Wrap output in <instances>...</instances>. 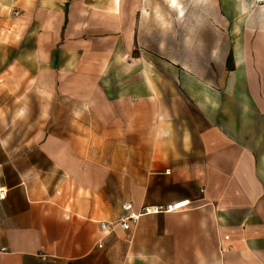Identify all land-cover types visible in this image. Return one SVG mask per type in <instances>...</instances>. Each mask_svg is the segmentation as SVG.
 I'll use <instances>...</instances> for the list:
<instances>
[{"label": "crops", "instance_id": "crops-1", "mask_svg": "<svg viewBox=\"0 0 264 264\" xmlns=\"http://www.w3.org/2000/svg\"><path fill=\"white\" fill-rule=\"evenodd\" d=\"M11 9L31 32L32 88L93 124L20 150L0 135V264H264V4L221 5L229 42L202 61L134 55L145 13L120 2Z\"/></svg>", "mask_w": 264, "mask_h": 264}, {"label": "rangeland", "instance_id": "rangeland-1", "mask_svg": "<svg viewBox=\"0 0 264 264\" xmlns=\"http://www.w3.org/2000/svg\"><path fill=\"white\" fill-rule=\"evenodd\" d=\"M256 1L264 4V0ZM119 2L124 10L140 8L145 13L138 40L141 51L136 41L134 55L145 51L177 61H202L210 48L216 51L223 37L229 42L230 20L219 8L231 0H93V12L113 11ZM22 17L11 9V0H0V135L11 136L19 150L41 136L80 133L93 124V115L75 109L73 101L32 88L28 73L33 48L25 41L31 32L23 30ZM101 34L96 29L93 38ZM97 39L95 48L101 50Z\"/></svg>", "mask_w": 264, "mask_h": 264}, {"label": "built area", "instance_id": "built-area-1", "mask_svg": "<svg viewBox=\"0 0 264 264\" xmlns=\"http://www.w3.org/2000/svg\"><path fill=\"white\" fill-rule=\"evenodd\" d=\"M6 197V193L1 191L0 192V200H4ZM190 202H180L176 204H171L166 207H150V208H144L142 212L139 215H132L130 218L121 220L117 225L121 227L124 231H129L131 227L138 222V220L142 216H155V215H161V214H173L178 213L189 207ZM130 206L126 205L125 210H129ZM102 229L106 230L109 225L108 224H102Z\"/></svg>", "mask_w": 264, "mask_h": 264}]
</instances>
